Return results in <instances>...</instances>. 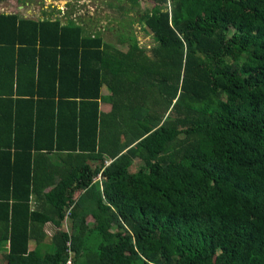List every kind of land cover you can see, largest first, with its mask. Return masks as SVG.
Instances as JSON below:
<instances>
[{
	"label": "trees",
	"instance_id": "trees-1",
	"mask_svg": "<svg viewBox=\"0 0 264 264\" xmlns=\"http://www.w3.org/2000/svg\"><path fill=\"white\" fill-rule=\"evenodd\" d=\"M148 1L150 53L0 13L5 264H264V0Z\"/></svg>",
	"mask_w": 264,
	"mask_h": 264
},
{
	"label": "rangeland",
	"instance_id": "rangeland-1",
	"mask_svg": "<svg viewBox=\"0 0 264 264\" xmlns=\"http://www.w3.org/2000/svg\"><path fill=\"white\" fill-rule=\"evenodd\" d=\"M46 2V0H38ZM51 1V0H50ZM55 5H61L65 2L64 13L67 14V9H72L70 15L75 13L76 22L87 20V28L89 31L100 32L104 39L114 47H119L125 50L124 44L117 40V36L121 32L134 35L141 47L147 53H150V48L154 44L152 35L141 25L138 18L146 9H150L152 3L148 0L128 1V0H52ZM51 1V2H52ZM55 8V6L53 7ZM59 11V9H57ZM82 22V23H84ZM103 26V30L96 31ZM92 33V32H91ZM116 34V35H115ZM121 36V34H120ZM140 161H133L132 170H136ZM99 178V176H98ZM97 178V179H98ZM63 226V224H62ZM46 233L53 232L50 224L45 225ZM44 228V229H45ZM64 228V227H63ZM65 229V228H64Z\"/></svg>",
	"mask_w": 264,
	"mask_h": 264
},
{
	"label": "crops",
	"instance_id": "crops-1",
	"mask_svg": "<svg viewBox=\"0 0 264 264\" xmlns=\"http://www.w3.org/2000/svg\"><path fill=\"white\" fill-rule=\"evenodd\" d=\"M64 5H65V2H63L61 5L56 4L55 8L53 7L50 8V7H45L43 1H38V0H0V13L16 14L21 18H28V19H34V20L36 19L54 20L57 18L60 20L61 24H64L68 20H73L72 18L69 17L72 9H67L68 13L65 15H60L59 12L57 11V9H60ZM73 21H76V20H73ZM85 21L87 23V20ZM86 23L84 22L82 24L84 25V27L87 28L88 25ZM98 27L99 28L96 31L103 30V26L100 25ZM90 32H92V34L95 33L94 31H90ZM108 93L109 92L106 89V87L102 86L101 95L104 97V96H107ZM98 108L102 112H108L111 109V103H109L104 98H99ZM108 162L109 160L106 161V163ZM51 227L53 230L54 228L52 225ZM33 247H34V241L30 240L29 249H32ZM7 250H8V242L3 241L0 246V264H5L4 263L5 260H3V255L7 252Z\"/></svg>",
	"mask_w": 264,
	"mask_h": 264
},
{
	"label": "built area",
	"instance_id": "built-area-1",
	"mask_svg": "<svg viewBox=\"0 0 264 264\" xmlns=\"http://www.w3.org/2000/svg\"><path fill=\"white\" fill-rule=\"evenodd\" d=\"M44 6H45V7H50V8H51V7H54L55 4H54L53 1L51 2L50 0H46V2L44 3ZM64 9H65L64 6L61 7V8L59 9L58 12H59L60 15H65V13H64ZM75 15H76V14L73 13V14H71L69 17L72 18L73 20H76V18H75V19L73 18V17H75ZM67 244H69V243H67ZM64 264H71V260H70V259H67L66 262H65Z\"/></svg>",
	"mask_w": 264,
	"mask_h": 264
}]
</instances>
